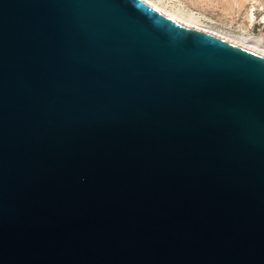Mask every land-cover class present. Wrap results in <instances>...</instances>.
Instances as JSON below:
<instances>
[{"label": "water", "instance_id": "1", "mask_svg": "<svg viewBox=\"0 0 264 264\" xmlns=\"http://www.w3.org/2000/svg\"><path fill=\"white\" fill-rule=\"evenodd\" d=\"M0 264H264V58L147 0H0Z\"/></svg>", "mask_w": 264, "mask_h": 264}, {"label": "rangeland", "instance_id": "2", "mask_svg": "<svg viewBox=\"0 0 264 264\" xmlns=\"http://www.w3.org/2000/svg\"><path fill=\"white\" fill-rule=\"evenodd\" d=\"M169 11H183L233 35L264 38V0H151ZM205 20V21H204ZM264 40V39H263Z\"/></svg>", "mask_w": 264, "mask_h": 264}, {"label": "bare ground", "instance_id": "3", "mask_svg": "<svg viewBox=\"0 0 264 264\" xmlns=\"http://www.w3.org/2000/svg\"><path fill=\"white\" fill-rule=\"evenodd\" d=\"M166 14L170 15L180 23H182L185 26H191L196 28H202L206 29L210 32H213L217 35H220L224 38H227L231 41H234L241 46L247 48L248 50L254 52L255 54L261 56L264 58V45H263V36L258 35H247L245 33H242L241 35H233L228 34L222 30L215 29L214 27L205 24L200 18L193 16L192 14H186L183 11H169L166 8L163 7V5H159L158 3H155L151 0H147ZM205 21V20H204Z\"/></svg>", "mask_w": 264, "mask_h": 264}]
</instances>
